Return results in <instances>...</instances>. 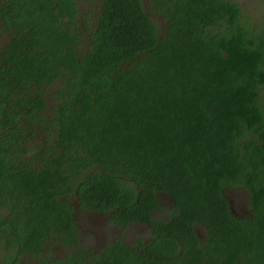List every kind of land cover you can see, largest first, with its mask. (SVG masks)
Segmentation results:
<instances>
[{
	"label": "trees",
	"instance_id": "trees-1",
	"mask_svg": "<svg viewBox=\"0 0 264 264\" xmlns=\"http://www.w3.org/2000/svg\"><path fill=\"white\" fill-rule=\"evenodd\" d=\"M257 4L255 20L234 0H104L80 19L73 0H0V33L10 37L1 41L0 191L17 205L13 225L30 224L28 250L39 248L42 227L74 234L72 206L57 200L64 194L112 212L114 223L155 230L161 193L174 213L157 234L177 235L181 253L158 236L149 257L116 243L91 264H174L160 258L177 255L181 264H264V0ZM36 130L55 135V146L25 150ZM36 150L37 166L23 168L21 155ZM232 188L247 194L250 218L230 214L222 190ZM60 264L83 263L75 255Z\"/></svg>",
	"mask_w": 264,
	"mask_h": 264
},
{
	"label": "flooded vegetation",
	"instance_id": "flooded-vegetation-1",
	"mask_svg": "<svg viewBox=\"0 0 264 264\" xmlns=\"http://www.w3.org/2000/svg\"><path fill=\"white\" fill-rule=\"evenodd\" d=\"M73 1L76 3L79 18L82 19L87 16L91 19V14L96 15L101 12L104 0ZM93 27H96V24ZM4 35L8 38L7 44L10 37L7 34ZM4 35L0 33V41L4 39ZM5 45L2 47V43L0 44V60L3 58V48ZM56 85L57 83L55 82L46 88L43 95L45 99L46 97L48 98L50 93L56 91ZM49 100L54 103L51 95L49 96ZM55 115V111H51L45 117H54ZM21 123L22 125L25 124L22 121ZM20 130L24 133V136L29 135L27 125ZM37 131L33 132L29 138L26 137L22 142L25 150L28 151L29 148L38 146L42 140L51 146H55V135L51 136L49 131ZM40 152L41 150H36L27 153V155H21L20 161L23 164L22 167L28 168L27 165L31 162L35 168L37 166L36 163H38L35 159ZM222 195L227 202L228 210L232 216L235 218H250L251 211L248 207L247 194L244 191L235 188L224 189L222 190ZM0 196H2L0 197V264H60L70 261L75 255L80 256L83 264H91V257L93 255L100 253L105 247L115 245L116 243L138 255L149 257L150 254H148L146 247L155 243L154 239L158 236L171 238L170 240L178 246V254L183 249V244L177 235H168L167 232H162L160 235L157 234L161 230V226L164 227L162 224L171 222L174 213L173 201L165 194L158 193L155 195L158 208L150 212V217L156 223L154 224L157 227L155 230H152L150 225L143 221H131L124 224V219H121L120 223H114L111 221L112 212L85 209L77 202L76 193L71 196L64 194V196L59 197L57 200L61 204L69 200V205L72 206L70 220L74 226V234L71 235L66 232L63 235L61 227L59 229L52 227L54 232L48 235L44 231L45 227H42V229H39L40 236L35 243V245H39L36 251L28 250L25 246L26 236L29 233L27 227L30 224H26V221L23 226L22 224L14 226L13 221H15L16 217H19L17 205L7 199V192L0 191ZM192 231L195 239L199 242L205 240V232L201 226L194 225ZM161 246L165 247V244ZM177 256L172 258L161 256L160 260L167 259L171 261L173 259V261L175 260L174 264L185 262V258L180 256V259H178Z\"/></svg>",
	"mask_w": 264,
	"mask_h": 264
},
{
	"label": "rangeland",
	"instance_id": "rangeland-1",
	"mask_svg": "<svg viewBox=\"0 0 264 264\" xmlns=\"http://www.w3.org/2000/svg\"><path fill=\"white\" fill-rule=\"evenodd\" d=\"M234 1L238 2L241 5L244 14L250 15L253 19L256 20L255 15L257 14V11L260 10L259 5L257 4V0H234ZM150 17L153 21H155L158 24L159 28H162L160 19L157 16L151 15ZM83 40H86L85 35H83ZM1 43L2 42L0 41V44Z\"/></svg>",
	"mask_w": 264,
	"mask_h": 264
}]
</instances>
